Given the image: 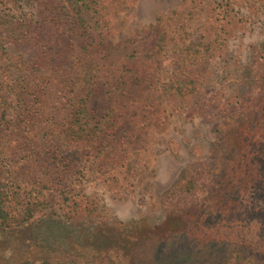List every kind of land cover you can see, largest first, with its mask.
Listing matches in <instances>:
<instances>
[{
    "label": "rangeland",
    "instance_id": "1",
    "mask_svg": "<svg viewBox=\"0 0 264 264\" xmlns=\"http://www.w3.org/2000/svg\"><path fill=\"white\" fill-rule=\"evenodd\" d=\"M45 1L0 0V16L35 20ZM97 1L105 7L103 13L111 23L100 38L98 32L94 33L96 44L101 46H95L91 57L95 86L86 101L91 126L98 123L104 130L106 123H119V131L114 130L119 137L115 139L123 137L121 142H126L121 129L133 121L126 116L127 110L120 112L116 123L111 121L115 113L112 109L116 110L113 102L117 100V107L127 109L131 102L145 98L146 89L153 82L156 91L161 92V86L174 76L178 49L190 44H201L200 50L209 47L197 79V91L184 102L158 103L164 110L161 126L138 133L134 140L145 144H127L128 155L114 159L116 166L110 170L105 169L104 155L97 153L102 139L79 152L57 144L47 150V163L39 172L21 156L4 155L9 170L5 182L28 187L33 174L32 180L41 186L38 178L45 180L41 172L51 175V181L46 180L47 187L41 190L48 206L21 228L0 236V246H5L7 256L12 255L9 247L24 250L32 236L44 249L56 250L57 255L66 251L71 254L72 245H83L85 240L97 248L109 244L117 237L113 228L117 223L140 221L145 227L159 226L164 220V194L181 178H192L195 169L203 165L216 167L218 178L223 176L220 169L227 168L226 175L214 181L220 189L218 193L223 192L222 188L229 191L230 186L239 192L222 211L217 198L214 202L213 210L219 214L210 217L205 224L208 230L202 231L221 239L211 245L213 250L217 254L234 248L247 254L264 253V118L246 113L249 119L243 120L240 116L248 105L236 106L238 100L251 96L255 52H264L263 1L238 0L227 6L226 2L232 0H119L117 10L110 8L117 0ZM156 17H163L177 32L175 38L182 37L164 53L153 81L147 78L152 67L144 56L154 43L149 26L155 24ZM82 18L94 31L98 16L83 11ZM19 55L17 50L10 51L11 58ZM10 60L13 65L15 60ZM225 99H230L231 117H223L220 112L229 109ZM4 108L0 106V113ZM198 109L202 110L200 114L192 112ZM108 114L111 115L103 119ZM114 141L109 137L103 146H112ZM54 150L58 152L54 154ZM41 158L36 157L33 165ZM202 185L210 187L211 183ZM61 194L76 202L77 215L69 212ZM188 256L187 250L185 253L177 249L163 255L161 264H179Z\"/></svg>",
    "mask_w": 264,
    "mask_h": 264
},
{
    "label": "trees",
    "instance_id": "2",
    "mask_svg": "<svg viewBox=\"0 0 264 264\" xmlns=\"http://www.w3.org/2000/svg\"><path fill=\"white\" fill-rule=\"evenodd\" d=\"M236 1L226 4L231 6ZM257 1L264 3V0ZM118 4L119 0L110 8L117 10ZM104 10L105 7L97 0H47L41 4L35 20L0 16V106H5L0 113V236L13 233L48 206L41 190L47 187L46 180L51 181V175L41 172L40 175L45 177V180L38 178L41 186L32 180L33 174L28 181L31 186L28 187L17 182H5L9 170L4 155L10 158L21 156L39 172L47 163L44 159L47 150H52L57 144L74 147L79 152L102 139L96 148L97 153L104 155L102 160L107 163L105 169L110 170L116 166L118 157L128 155L127 144H145L134 140L138 133L161 126L164 110L160 109L158 103L184 102L197 91V79L209 47L200 50L201 44H190L178 49L174 76L161 86V92L156 91L153 82L146 89L145 98L131 102L132 106L127 109L120 105L117 107V100L113 102L116 110L114 108L112 111L116 114H112L111 121L116 123L124 110L128 111L126 116L129 115L133 121L126 129H121V133L126 135V142H121L123 137L118 141L115 139L118 135L114 132L119 131V123H106L104 130L100 129L98 123L91 126L86 111L87 98L95 86L91 57L95 46H101L96 44L94 33L98 32L97 38H100L111 23ZM83 11H91L98 16L94 31L85 25ZM149 32L154 43L148 51L150 54L147 53L144 58L150 60L152 67L148 70L147 78L154 81L164 53L170 44L182 36L175 38L174 33L177 32L170 29L163 17L155 18ZM16 50L20 55L11 58L10 51ZM255 54L251 96L236 102L238 107L248 105L247 112L240 116L243 120L249 119L246 113L264 118V52ZM10 59L15 60L13 65ZM225 101L229 102L230 99ZM228 104V110L220 111L223 117L227 114L231 117L230 102ZM194 111L202 112L201 109ZM144 136L140 134V137ZM109 137L116 142L105 148L103 145ZM57 152L53 151L54 154ZM38 156L42 158L33 165ZM215 168L199 165L192 178H181L164 194V220L159 226L145 227L140 221L117 223L113 225L117 237L106 246L97 248L90 240H85L83 245L73 244L71 254L66 251L61 255H57L56 250L38 246L37 240L30 236L24 250L9 247L12 253L8 255L10 257L5 253V246H0V264H161L163 255L177 249L185 253L187 250L190 255L179 264H264V253L247 254L243 249L234 248L229 253L217 254L212 246L221 239L202 232L208 230L205 225L207 220L219 214L213 210L216 198L218 204H222V211L232 203L233 196L239 195L235 186H230L231 193L230 189L223 188V192L218 193L220 189H217L214 181L223 178L227 168L220 169L221 178L216 177ZM202 183H211V186L204 187ZM61 199L69 212L77 215L76 202H70L71 198L67 195H62ZM8 258L11 260L8 261Z\"/></svg>",
    "mask_w": 264,
    "mask_h": 264
}]
</instances>
